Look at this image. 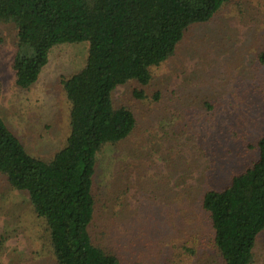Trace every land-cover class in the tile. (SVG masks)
<instances>
[{"label": "rangeland", "instance_id": "rangeland-1", "mask_svg": "<svg viewBox=\"0 0 264 264\" xmlns=\"http://www.w3.org/2000/svg\"><path fill=\"white\" fill-rule=\"evenodd\" d=\"M14 35L0 25V116L28 154L49 160L68 133L60 80L84 65L88 45L53 47L37 81L22 89L12 69ZM263 49L264 0H229L154 69L147 99L133 95L134 82L116 87L114 104L137 122L126 140L97 155L89 230L119 264H222L199 200L255 157L249 145L264 132V67L256 57ZM42 228L27 193L0 175V264H54ZM253 251L251 264H264V231Z\"/></svg>", "mask_w": 264, "mask_h": 264}, {"label": "trees", "instance_id": "trees-1", "mask_svg": "<svg viewBox=\"0 0 264 264\" xmlns=\"http://www.w3.org/2000/svg\"><path fill=\"white\" fill-rule=\"evenodd\" d=\"M228 1L0 0V25L15 31L12 69L19 88L37 81L53 47L88 45L84 65L60 80L69 104L68 133L49 160L28 154L0 116V175L27 193L54 264H119L89 230L97 155L126 140L137 122L131 109L114 104L113 92L134 82L133 95L147 99L154 69L175 54L191 26L208 22ZM256 57L264 67V49ZM249 147L255 157L199 200L222 264H251L264 231V132Z\"/></svg>", "mask_w": 264, "mask_h": 264}]
</instances>
